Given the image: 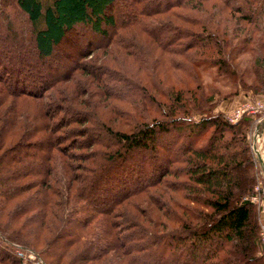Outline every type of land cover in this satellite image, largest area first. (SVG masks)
Segmentation results:
<instances>
[{
	"label": "trees",
	"instance_id": "16d2710c",
	"mask_svg": "<svg viewBox=\"0 0 264 264\" xmlns=\"http://www.w3.org/2000/svg\"><path fill=\"white\" fill-rule=\"evenodd\" d=\"M142 2L12 0L8 4L7 0H0V23L4 29L7 33L12 29L8 15L14 12L23 16L30 31L32 53L38 63L46 65V73L49 71L47 81H42L36 89L39 74L29 81L30 88H25L16 75L10 83L3 84L2 73L6 72L0 69V219L6 216L15 220L34 210L41 214L49 212L52 221L45 228L53 227L52 240L59 250L57 257L71 250L69 264L77 261V264H109V254L126 259L128 264H264V255H258L254 206L245 198L253 194L257 165L247 138L253 128L250 117L229 124L220 115L211 116L208 112L214 104L212 92L201 100V95L196 94L198 85L183 86L164 96L160 110L166 120L152 119L124 132L113 130L97 117L94 105L87 104L88 98L100 94V90H109L114 96L117 92L136 96L157 110L159 102L145 87L132 84L121 72L106 66L101 68L107 71L95 77L99 91L92 90L89 95L85 92L87 96H82L87 101L74 102V91L77 95L81 88L85 89L82 83L67 91L58 89L53 95H44L47 88L71 79L76 64L66 66L58 47L73 33L86 37L85 47L79 52L82 57L88 54L90 43V50L100 45L105 48L114 43L115 36H122L119 33H126L124 48L129 52L138 39L144 38L172 56L192 51L189 64L195 70L199 66H212L218 76L234 86L231 93H218V98L235 96L238 89L254 96L264 93V0H150L152 9ZM217 3L232 14L229 20L235 36L230 47L233 53L239 54L250 46L261 51L250 67L252 83H246L235 63L225 58L223 41L208 32V26L216 28L211 20L202 25L184 13L203 4L213 7ZM168 15L173 21L165 17ZM194 27L199 31H193ZM182 40L185 41L180 44ZM177 43L181 48L170 50ZM2 52L0 57H4ZM54 57L59 61L56 68L48 64ZM51 70L55 73L52 77ZM196 74L193 72L191 79ZM158 91V95L164 94L159 88ZM190 112L198 116L191 118ZM260 124L254 127L256 131ZM207 128L212 129L211 133L202 144L198 143ZM168 133L185 141L173 162L182 164L179 198L190 206L176 201L173 190V194H161L164 201L171 202L182 213V217L177 215L174 219L177 228L163 233V216L155 217L156 222L148 218L147 224H141L126 215L122 218L127 227L123 233L116 221L115 209L119 203L129 195L158 185L164 176L179 177L177 170L168 171L172 147L157 145V136ZM71 150L90 151L83 157V153ZM140 153H150L146 167L152 174L140 176L146 184L137 186L140 178L130 176L127 169L130 159ZM115 165L118 171H110ZM77 171L82 175L77 177ZM53 172L62 177V186L58 188L51 185L59 182L56 178L50 180ZM31 178H39L38 183L28 182ZM131 183L139 188L129 187ZM37 184L38 190L25 199L30 201L29 208L20 209L28 203L19 204L17 200L36 190ZM10 201L16 202L13 209L8 208ZM92 223H98V227H93L94 232L88 229ZM2 225L6 223L0 222V243L4 249L29 248L42 264H49L44 252H37L24 241L8 235ZM3 254L9 256L10 264L19 262L18 254Z\"/></svg>",
	"mask_w": 264,
	"mask_h": 264
},
{
	"label": "rangeland",
	"instance_id": "374dc122",
	"mask_svg": "<svg viewBox=\"0 0 264 264\" xmlns=\"http://www.w3.org/2000/svg\"><path fill=\"white\" fill-rule=\"evenodd\" d=\"M7 1L8 4H11L12 0ZM149 1L150 0H143L142 5H146L148 9H152V5ZM184 13H186V15H188L190 18H196L199 22H201L202 25H206L208 20H211L212 25H214L216 28H213V26H208V32L210 31V33H213L219 37L221 41H223V51L225 53V58L230 59L232 63H235L238 73L243 74L246 83H252L254 76L250 70V67L256 60V57L261 55V51H256V46H250L239 54L233 53L232 48L230 47H232V45L235 43L233 42L235 40L232 39V37L235 36L232 32L233 29L229 20L232 17L231 12L217 3L213 7H210L208 4H203L197 8V10L185 11ZM165 17H169V20L173 19L169 15ZM165 17L159 16V18L163 19ZM8 20L10 21L12 27L10 33H7V30L4 29L2 23H0V51H3L1 55L4 56L0 57L2 58L0 60V69H4L2 71L6 72V74L2 73V79L4 80L3 84L7 85L10 83L11 78L16 75V77L21 79L25 88H30L29 81L32 78L34 80L36 74H39V81H36L37 83L35 87L38 89L39 85H42V81H47V73L49 71L46 73V65L42 66L40 63H38L37 59L32 53L30 31L27 24H25V19L23 16L13 12L12 14L8 15ZM192 30L195 32L199 31V29L196 27L192 28ZM79 33H82V30H80ZM125 34L126 33H119V35L122 36H115V44L113 43L105 48L100 45V47L90 50V43V45L87 46L89 49L86 50V52H89L85 55V57L79 55V52L83 51V48L85 47L86 37H84V34L78 35L77 33H73L71 36H68V40L62 42L59 45L58 52H62V56L65 59L61 60H65L63 62L66 64V66L74 67L76 64L75 70L73 71L70 80L65 83L54 84L49 90L47 88V91L44 92V95H53V93L56 91L59 92L60 89L67 91L68 89L74 87L76 83H82L85 89L81 88L77 95V91H74V102L77 104L78 101H87L86 98H82V96H87L86 93L89 95L92 90L99 91L95 77L97 78V76H99L101 73L107 71L106 69L104 70L101 68L102 66H106L108 69H115L117 72H121L123 78L127 79L129 82H133L132 84L145 87L148 93L153 94L156 101L159 102V110H157V107L154 108L150 106L149 103L138 100V97L136 96L133 97L120 95L118 94L119 92L114 93V96L109 92V90H105L103 92L100 90L99 92L101 95L97 94L93 98L89 97V102L87 104L92 106L94 105L93 107L97 117L103 121L104 125L111 127L113 130L124 132L128 129H133L135 125H139L141 123H150L152 119L156 121H163L165 118H163V112L160 110V106L162 103L164 105V96L167 95L172 89H178L180 87L182 88L183 86L187 88L195 87V85L199 86L196 94L199 97L201 95V100H205L211 92L214 95L212 101L214 104H212V108L208 112L209 115H220L229 124H234L240 120V118L245 116L252 119L251 124L253 125V128L260 123L262 126L264 125V93L254 96L249 92L244 93L242 90L238 89V92L235 96H230L226 99H222L220 97L218 98V93H231V91L234 90V86L230 81L224 79L222 76H218L217 69L212 66H204L203 68L199 66L198 71L195 70L196 68H193L192 63L191 65L189 64V62H192L190 58L192 51H188L181 56H172L161 50L159 47L155 46L149 39L144 38L138 39L137 45H134L129 52V50L124 48V44H126L125 39H123L125 38ZM96 41V39H93V42ZM184 41L185 40H182L180 44H183ZM180 48L181 47L178 46L177 43V45H172L170 50L175 51L179 50ZM229 53H231L230 56ZM184 60H186V62ZM48 64L54 68L57 64H59L58 58L54 57L48 62ZM193 72L197 74L194 79H191ZM110 73H113V71ZM54 74V71L51 70L49 75L52 77ZM158 88L162 90L164 94L161 93V95H158ZM106 91L109 93H106ZM214 92L216 94H214ZM208 105L210 104H207V106ZM229 107L231 108L229 109ZM244 109H246L245 112L242 111ZM236 113H238V116ZM189 115H191V118H196V116H198L194 112H190ZM231 118L234 119V122L229 121ZM262 126L259 128L261 129ZM253 128L252 132L247 134V138L249 140V145L254 152L255 145H252V136L255 139L257 137V131L255 130L256 127L254 129ZM211 131V128H207L202 134L201 141H198V143L202 144L203 141L207 139ZM225 136H227V134H225ZM184 143L185 141L182 137H175L172 133L163 135L159 134L157 136V145L166 144L168 148L172 147L170 151L172 160L170 154L168 153L170 162H173L175 157L177 158L178 155H180L181 147ZM71 151H74L73 153H83V157H85L90 150H83L81 152L78 150ZM255 154L256 153L254 152V155ZM147 155L149 156L150 153L145 155L140 153L134 155V158L130 159V161L128 160L127 173H129V175L132 177H136V179L140 178L137 186L146 184V181L140 176L145 175L149 177L152 174V171L149 169V167H146L147 161L150 163L149 159H151L147 157ZM162 156L163 155H161V157ZM170 162L168 165V171L174 172L177 170L179 177H171L172 175L164 176L158 184L159 186L155 185L154 187L147 188L143 193H138L134 196H127V198L122 200L123 202L119 203V206L115 209V212L118 214L116 216L118 217L116 221L118 224H120V229L123 231V233H126L125 230L127 227L123 223L124 219L122 218L126 217V215L133 217L135 221L141 224H147V220H149L148 218H150L152 222H156L155 217L157 218V216H163L164 218L162 217L161 219L162 223H164V228L161 230L163 233L177 228L176 224H174V221L176 220L175 217L177 215L182 217V213L176 209L171 204V202L164 201V195L161 194H173L171 191L173 190L175 191V197H177L176 201H178L181 205L189 204L186 201L180 200L179 198V196L182 195V193H179L182 191L179 188L180 183L183 181L179 174L182 164H179L178 162ZM73 163L75 164V162ZM135 163L138 164V168ZM140 163H142L143 168L141 167ZM116 166L117 165L111 167L110 171H118ZM254 169L256 174L253 194L245 198L254 206L257 222V238L259 243V229L260 226L264 227V222L260 219L261 206H264V185L262 184V175L258 169V164L256 167H254ZM76 173L77 177L82 175L81 171H77ZM54 178L59 180V182L58 184H51L52 187L58 188V186H62L61 174L59 175L58 173L53 172L50 180ZM38 179L31 178L27 181H34L36 184L39 181ZM73 179L75 180V178ZM175 185H177V187ZM75 186L76 184L74 183V188ZM134 186H136V183H131L129 185L131 188ZM136 188L134 187L133 189ZM37 190L38 184L36 185V190H31L28 192V194H24L21 198H19V200H17L18 203L24 204L27 202L25 201L26 196L33 195ZM253 195L255 196L253 197ZM27 203L28 205L26 207H20V209H28L30 201ZM38 203H40V201H38ZM46 203L48 205L49 201H46ZM15 206L16 202L13 203V201H10L8 204L9 209H13ZM51 218L52 216L49 214V212L44 211V214H41L38 213L37 210H34L23 214L20 218L18 217L15 220L9 219L6 216H2L0 222L3 224L6 223V225L2 226L5 227L4 230L8 233V235H12L24 241L26 245L33 248L37 252H44L46 254L45 258L49 264H69L68 261L71 260L68 256V253H70L71 250L70 252L62 253V257H57L56 253L59 255V250H56L58 244L52 240L54 234L51 229L53 227L50 230L45 228L46 224L51 223ZM93 227H98V223H92L88 229H91L94 232ZM28 249H20V247L14 246L12 248L4 249L2 247V243H0V258H2V260H0V264H10L11 262L9 256L3 253L18 254L19 262H15V264H42L41 260L37 258L35 254H33V250L29 251ZM89 253L92 254V251ZM1 255H4V257ZM258 255H264L260 247ZM108 262L109 264H128L126 259H119L117 258L116 254H114V256L109 254ZM77 263H79V261L74 264ZM86 264L90 263L87 262ZM95 264L102 263L98 262Z\"/></svg>",
	"mask_w": 264,
	"mask_h": 264
},
{
	"label": "crops",
	"instance_id": "0c3cea01",
	"mask_svg": "<svg viewBox=\"0 0 264 264\" xmlns=\"http://www.w3.org/2000/svg\"><path fill=\"white\" fill-rule=\"evenodd\" d=\"M230 108L231 107H229V109ZM261 126H262V124L260 125V127ZM256 135H257V137L255 139L252 136V140H253L252 145H255V148H254L255 149L254 152L256 153L255 159H256L257 164H258V169L262 175V184L264 185V125L262 126L261 129L259 128L257 130ZM260 219L264 222V206H261Z\"/></svg>",
	"mask_w": 264,
	"mask_h": 264
},
{
	"label": "built area",
	"instance_id": "2783aa9c",
	"mask_svg": "<svg viewBox=\"0 0 264 264\" xmlns=\"http://www.w3.org/2000/svg\"><path fill=\"white\" fill-rule=\"evenodd\" d=\"M242 111H246V109L242 110ZM241 111V113H242ZM237 116H238V113H236ZM230 122H234V119H230L229 120ZM255 195H253L254 197ZM259 247L261 249V251L264 253V227L263 226H260V229H259Z\"/></svg>",
	"mask_w": 264,
	"mask_h": 264
}]
</instances>
